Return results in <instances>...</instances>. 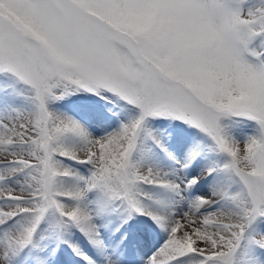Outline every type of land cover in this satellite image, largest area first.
<instances>
[{
  "label": "snow or ice",
  "instance_id": "6c2138e0",
  "mask_svg": "<svg viewBox=\"0 0 264 264\" xmlns=\"http://www.w3.org/2000/svg\"><path fill=\"white\" fill-rule=\"evenodd\" d=\"M0 155V264H121L113 215L146 264H264V0H0Z\"/></svg>",
  "mask_w": 264,
  "mask_h": 264
},
{
  "label": "bare ground",
  "instance_id": "6f19581e",
  "mask_svg": "<svg viewBox=\"0 0 264 264\" xmlns=\"http://www.w3.org/2000/svg\"><path fill=\"white\" fill-rule=\"evenodd\" d=\"M62 103L69 114H74L82 120L87 119L93 108H98L105 104V102L101 101L99 98L98 100L93 101L81 93L78 94V97L67 99ZM93 130L96 135L103 134L99 128L94 127ZM186 135L181 143H177L174 138L169 144L170 148L182 151L183 148H186L195 142L193 139V132H189V135ZM3 162L4 158L0 155V163ZM191 174L200 175V169L195 167ZM206 191L207 183L202 182L195 190V194L200 195ZM176 219L181 220V224L187 226L181 216L178 215ZM194 219L198 220L200 217H194ZM105 223H107V227L103 229V235L110 246V249L120 258L121 264H146L148 257H150L166 239L165 233L156 228L152 221L146 216H137L122 226L119 216L113 215L108 217ZM182 230L183 229H181V231ZM179 234L180 233L178 232V235ZM81 243L95 258V253L82 238ZM28 264H32V262L29 261ZM57 264H83V261L78 257L73 256L70 249L64 247L58 253Z\"/></svg>",
  "mask_w": 264,
  "mask_h": 264
},
{
  "label": "rangeland",
  "instance_id": "374dc122",
  "mask_svg": "<svg viewBox=\"0 0 264 264\" xmlns=\"http://www.w3.org/2000/svg\"><path fill=\"white\" fill-rule=\"evenodd\" d=\"M79 94H80V93H79ZM81 94L86 95L89 99H91V100H93V101L98 100V97H91L90 94H88V93H84V92H82ZM68 99H73V97H69ZM189 132H193V131H192V130H188V131L186 132V134L189 135ZM187 135H186V136H187Z\"/></svg>",
  "mask_w": 264,
  "mask_h": 264
}]
</instances>
